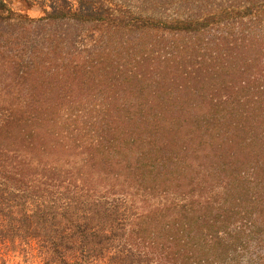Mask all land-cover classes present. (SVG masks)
Returning <instances> with one entry per match:
<instances>
[{
  "label": "trees",
  "instance_id": "trees-1",
  "mask_svg": "<svg viewBox=\"0 0 264 264\" xmlns=\"http://www.w3.org/2000/svg\"><path fill=\"white\" fill-rule=\"evenodd\" d=\"M0 0V238L52 264H264V0Z\"/></svg>",
  "mask_w": 264,
  "mask_h": 264
},
{
  "label": "rangeland",
  "instance_id": "rangeland-1",
  "mask_svg": "<svg viewBox=\"0 0 264 264\" xmlns=\"http://www.w3.org/2000/svg\"><path fill=\"white\" fill-rule=\"evenodd\" d=\"M12 11L28 15L31 18L39 17L41 9L38 6H27L19 0H4ZM0 264H52L48 254L42 249L38 241L32 238H11L7 235L0 238Z\"/></svg>",
  "mask_w": 264,
  "mask_h": 264
}]
</instances>
